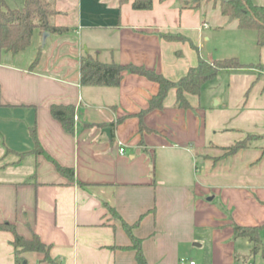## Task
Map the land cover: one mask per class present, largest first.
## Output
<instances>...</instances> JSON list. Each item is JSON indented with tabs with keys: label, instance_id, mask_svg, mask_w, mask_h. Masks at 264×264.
Segmentation results:
<instances>
[{
	"label": "crops",
	"instance_id": "crops-1",
	"mask_svg": "<svg viewBox=\"0 0 264 264\" xmlns=\"http://www.w3.org/2000/svg\"><path fill=\"white\" fill-rule=\"evenodd\" d=\"M55 6L63 16L55 22L67 31L49 32L42 44L35 29L25 49H0V223L27 239L38 235L54 264H136L121 220L140 239L148 264H264V231L252 253L233 229L264 223V139L207 115L226 107L202 99L207 81L199 94H184L187 108L176 106L170 87L153 109L158 85L145 75L124 70L116 86L80 82L84 53L177 80L199 58L214 60L213 29L247 34L238 32L237 19L227 24L213 0L196 7L153 0L148 9L131 0ZM52 104L74 106L71 131L51 114ZM32 128L43 152L35 151ZM56 163L72 168L73 177ZM12 240L0 227V264H43L38 251L19 253L18 261Z\"/></svg>",
	"mask_w": 264,
	"mask_h": 264
},
{
	"label": "trees",
	"instance_id": "trees-1",
	"mask_svg": "<svg viewBox=\"0 0 264 264\" xmlns=\"http://www.w3.org/2000/svg\"><path fill=\"white\" fill-rule=\"evenodd\" d=\"M56 0H24L20 7H10L4 0H0V49L17 53L25 49L31 41L33 31L39 30L40 33L48 31L50 33H61L68 30L65 25L56 24L55 18L59 13L55 6ZM124 1V0H119ZM183 5L190 4L196 7L200 0H179ZM220 5L223 15L237 19V25L241 29H253L256 33V45H264V6L253 3L252 0H213ZM153 0H131V6L135 9H148L152 6ZM167 39H183L178 34H162ZM41 53L38 48L36 56L31 65H34ZM248 66L238 60L237 57H226L207 61L199 58L198 63L188 69L187 73L177 80L166 78L160 72L138 66L132 63L121 64L110 61L103 62L96 55L84 53L80 57L79 72L81 84L91 85H111L116 86L120 83L124 70H129L138 74L145 75L157 83L158 88L150 99L149 108H159L162 106L163 99L170 87L176 89V106L187 108L189 103L185 93L199 94L203 84L214 78L221 69L240 68ZM51 114L71 131L74 122V106L71 104H52ZM140 112L138 115H141ZM142 125L140 129H142ZM31 135L35 142V151L43 152L39 141L36 138L34 128ZM243 142H236L228 147L229 151H235ZM56 167L63 174L73 177V169L64 167L56 163ZM122 225L131 240L130 247L135 251L136 264H148L143 254L140 239L131 232V226L124 220ZM0 227L9 228L13 233L12 244L15 249L17 260L19 253L25 251H38L43 253V260L49 264L53 262L49 255V246L42 242L38 235L33 234L30 239L18 234L14 226L8 222L0 223ZM234 234L246 237L251 243V252L260 250L261 233L264 231V223L253 226L233 225ZM54 263V262H53Z\"/></svg>",
	"mask_w": 264,
	"mask_h": 264
},
{
	"label": "rangeland",
	"instance_id": "rangeland-1",
	"mask_svg": "<svg viewBox=\"0 0 264 264\" xmlns=\"http://www.w3.org/2000/svg\"><path fill=\"white\" fill-rule=\"evenodd\" d=\"M12 7H20L23 0H5ZM56 16L55 21L61 23ZM230 19V16H228ZM227 24H232L233 20H228ZM242 37H235L233 31L225 26L223 29H213L210 42L214 40V59L237 57L238 60L248 66L238 69L222 70L217 73V77L208 80L201 89L203 99L205 96L207 103L212 108L222 109L219 114H207L227 120L229 125L237 126L243 133L254 131L256 135L264 139V45H256V33L253 29L238 28ZM243 30V31H241ZM238 34V33H237ZM251 34V35H250ZM240 41L239 48L235 43ZM211 96V98H209ZM219 101V102H217ZM218 103V104H217ZM245 103V104H244ZM219 110V109H218ZM236 136V135H235ZM234 136V137H235ZM261 136V137H260ZM250 137V136H247ZM259 255V254H257ZM256 255L255 258H258ZM43 258V253H42ZM43 264H49L43 260ZM51 264H54L53 262Z\"/></svg>",
	"mask_w": 264,
	"mask_h": 264
},
{
	"label": "water",
	"instance_id": "water-1",
	"mask_svg": "<svg viewBox=\"0 0 264 264\" xmlns=\"http://www.w3.org/2000/svg\"><path fill=\"white\" fill-rule=\"evenodd\" d=\"M230 18H232V17H230ZM49 35V32L48 31H44L43 33H42V37H41V39H42V44H44V42H45V40H46V37Z\"/></svg>",
	"mask_w": 264,
	"mask_h": 264
},
{
	"label": "built area",
	"instance_id": "built-area-1",
	"mask_svg": "<svg viewBox=\"0 0 264 264\" xmlns=\"http://www.w3.org/2000/svg\"><path fill=\"white\" fill-rule=\"evenodd\" d=\"M119 150H120L121 152H123V147H120ZM189 264H194V261H190ZM249 264H252V263H249Z\"/></svg>",
	"mask_w": 264,
	"mask_h": 264
}]
</instances>
